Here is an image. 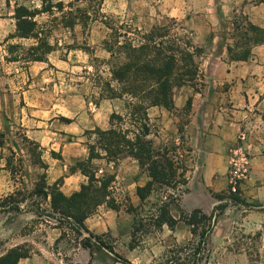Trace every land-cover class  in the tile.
Returning <instances> with one entry per match:
<instances>
[{"label":"crops","instance_id":"1","mask_svg":"<svg viewBox=\"0 0 264 264\" xmlns=\"http://www.w3.org/2000/svg\"><path fill=\"white\" fill-rule=\"evenodd\" d=\"M45 1L56 4L65 0ZM19 6L42 11L41 5L0 0V196L17 197L35 189L36 185L25 188L18 179L25 181L31 170L18 176L12 169L22 137L38 147L46 166L47 186L63 180L60 191L69 198L90 182L78 165L89 162L90 146L99 140L95 131L124 129L131 131L130 139H135L140 128L129 120L130 100L107 99L101 77L93 72V59H103L104 64L110 59L105 47L110 27L86 29L79 21L58 26L54 30L57 39L50 41L55 50L47 60L26 64L22 58L39 42L16 37L15 12ZM103 12L105 20L114 18L142 33H150L163 20H174L204 53L197 80L175 89L172 109L152 107L147 111V140L156 151L176 150V160L186 168L185 185L174 190L164 188L178 193L170 207L178 224L174 229L150 226L130 249L135 229L144 228L141 212L148 204L157 206L154 203L163 189L156 188L142 202L137 190L152 181L147 168L132 157L117 164L95 159L91 166L96 179L114 178L110 193L120 209L100 206L85 221L87 231L109 239L115 253L131 264H153L171 248L191 242L192 228L180 221L181 215L195 211L211 215L223 202L218 197L229 196L230 149L238 136L246 133L252 171L239 197L250 205H262L249 208L254 215L245 221L256 222L264 242V213L260 211L264 210V0H103ZM48 14L41 13L36 21ZM250 25L256 31H251ZM256 38L261 42L256 43ZM12 46H20V53H11ZM11 58L19 61H9ZM105 66L111 75V67ZM113 115L124 121H112ZM28 205V201L21 203L22 212L15 217L24 219V225L34 219ZM129 206L137 212L129 213ZM43 208L49 211V202ZM39 220L38 228L45 229L42 241L36 239L37 232L18 235L7 243L8 249L0 257L26 247L29 257L17 264H113L114 255L107 250L83 249L69 234L62 239L64 231L57 222ZM225 227V221L215 223L208 264H256L250 250L232 248ZM259 255L264 262V247Z\"/></svg>","mask_w":264,"mask_h":264},{"label":"trees","instance_id":"2","mask_svg":"<svg viewBox=\"0 0 264 264\" xmlns=\"http://www.w3.org/2000/svg\"><path fill=\"white\" fill-rule=\"evenodd\" d=\"M57 8L62 10L64 5L58 4ZM52 10V8H51ZM51 10H29L24 6H19L15 12L17 21V36L20 39H35L39 44L29 50L28 54L22 58L26 64L33 62H44L47 56L53 52V48L43 39L44 32L38 26L36 17L41 13ZM169 28L164 26H154L150 33L140 31H125L126 26L111 29V39L105 41V47L110 54V61H117L111 66L113 82L118 84V88H113L111 84L105 87L107 99L130 100V122L139 126V135L135 139H130L129 130L112 129L108 132L100 130L94 133L99 137L96 145L90 146V160L87 163L79 164L78 167L90 180L87 186H83L80 193L72 197L64 196L60 191L63 180H60L52 187L46 184L44 174L29 197L21 199L9 196L8 201L3 204L6 214L21 213V203L26 201H36L38 210L49 202L50 210L44 211L46 219L57 222L58 228L64 231L62 239L68 235V231L76 235V243L83 249L107 250L114 255L115 264H131L128 260L116 254L114 248L105 243L103 237L95 236L85 228V221L90 218L98 208L106 204L113 210H119L120 206L112 198L110 187L114 181L113 177H104L100 181L96 179L91 162L95 159H106L117 164L123 158L132 157L139 161L142 168H147L152 181L143 188H138L137 195L142 202H145L156 188L176 189L179 185L186 184V168L176 160V150L156 151L152 141L147 140L150 134L148 128V109L152 107H162L171 110L173 107V94L176 88L185 85H193L199 75V61L204 51L195 46L189 35H171L174 29L180 28L185 33L183 27L174 20H168ZM73 25L74 22L68 23ZM251 31L256 28L249 26ZM123 39V42H121ZM256 43L261 41L256 38ZM20 46H12L11 53L18 52ZM9 61H19L18 58H11ZM112 121L123 122L117 116H112ZM26 143L36 147L33 143L25 140ZM104 153L102 156L101 152ZM43 170L46 166L37 160ZM21 196V194L19 195ZM220 201L230 199L234 205H241L253 208H260L262 205H250L239 196H219ZM168 199V198H167ZM32 203V202H30ZM176 203V199L168 202H161L157 207L156 215L153 216L151 226L160 230L167 225L174 229L178 224L170 213V207ZM33 204V203H32ZM229 204L217 206L215 210L222 213ZM264 212V210H260ZM128 212H137L133 206H129ZM43 215V214H42ZM215 211L211 215H206L202 211H195L191 214H182L180 221L192 228L193 240L187 244L177 246L168 251L165 264H208L210 259V237L214 231ZM139 229H135L133 241L130 249L136 246V236ZM30 251L26 247H18L10 250L5 256L0 258V264H17L21 259L28 258ZM185 255V258H183ZM183 261V262H182Z\"/></svg>","mask_w":264,"mask_h":264},{"label":"rangeland","instance_id":"3","mask_svg":"<svg viewBox=\"0 0 264 264\" xmlns=\"http://www.w3.org/2000/svg\"><path fill=\"white\" fill-rule=\"evenodd\" d=\"M21 1L23 5L26 3L27 6L33 7L36 5H41L42 10L44 9L51 10L52 8V10L48 12L49 13L47 15L48 17H39L37 19L40 31L43 29L44 32V36L42 38L46 39L49 45H50V41H52V39L56 38V36L58 35V32H54V30L58 28V26H62V25L69 26L68 23L71 21H73L74 24H76L77 21H79V23L82 26H84L86 29H88L89 26L91 28L94 26H101V25L110 28H118L119 26H122L120 22H118L114 18L108 17L107 20L104 19L106 15L103 12V0H72V1L65 0L64 3H62L64 5V8L62 10H59L57 8V5L61 3L52 4L51 2L45 0L44 1L37 0L34 4H31L30 0H21ZM71 9L72 11H70ZM59 12H62V14L56 16V14ZM159 26H164L166 28H169L170 23L168 22V20H163L160 22ZM125 31H132V30L126 27ZM175 34H178V36L180 37L186 35V33L180 30V28L174 29V31L171 33V35L173 36H175ZM110 37H111V33L108 32L107 38L111 39ZM121 42H123V39H121ZM50 46L53 48L54 51L55 46L52 45ZM15 53H20V52L18 51ZM110 59H108L106 64H104L103 59H100L98 57L93 59V65L95 68L93 71L94 75L97 78L101 77L103 81L102 87L104 89L107 84H111L113 88H118V84L116 82H113L112 74L111 75L108 74L107 72L108 69L105 66V65L108 66L110 63L112 64L117 63V61L111 62ZM104 71L107 72L105 73V75L103 73ZM109 72L111 73V70ZM19 146L20 149H18L17 153L13 155L14 165L12 166L13 167L12 169L14 173L15 172L17 173L18 176H24L26 172H29L31 170V176L30 177L27 176L25 181L22 180V177H18V179L21 181L20 183H22L23 186L27 188L38 184L40 182L41 177L45 173L37 162L39 156L38 149L23 141L22 137L20 138ZM25 157H27V159ZM29 159L31 160L32 164L29 163ZM23 197H29L28 190L25 191V193L21 194V196H18L19 199ZM176 198H178V193L174 191H169L168 189H163L162 191L159 192L157 201L154 204L158 206L161 202H168L170 199H176ZM6 201H8V197L0 196V256L4 254L5 251L8 249L7 243L15 239V237L18 235H22L25 233L32 234L37 232L35 237L39 241H42L45 235V229L38 228L39 227L38 223L40 222L39 218L44 220L46 219V216H44L45 213L44 211L46 209L42 207V211L38 210V206L36 205L37 200L30 201L33 204L28 201L29 205L27 207V211L29 215L32 216L34 219L27 221L28 223L27 225H24V223L26 222L24 219H20V220L15 219V217L19 215V213H11V215H8L4 211H2L3 209L2 206ZM223 204H229L228 208L223 213L220 210L217 211L215 210V214L217 215V218H215V222L217 223L218 221L220 222L225 221L226 232L230 237L232 248L238 250L239 249L250 250L251 253L254 254L252 257L254 263L264 264L263 260L260 258L259 255V251L262 250V248L264 247V242L261 240V234L259 233L260 231H258L259 227L256 224V222H253L255 223V225H253L251 221H247V222L245 221L247 217L254 214L250 213L251 210L248 207H244L241 205H234L230 199L224 200L223 202L220 203L219 206ZM156 211H157V207L154 206L153 204L152 205L148 204L146 208L143 209V211L141 212L142 214L140 216V220L143 221L144 228H142L137 233L136 239L141 238L146 232H148L149 227L151 226V222H152L151 220L153 216L156 215ZM263 228H264V223H263ZM261 232H264L263 229ZM68 234L70 235L71 239L76 242L77 240L76 235L70 231H68ZM104 241L109 245L111 244L109 239L107 240L104 238ZM176 247L177 246L171 248L169 251L173 250ZM211 248L212 246H210V249ZM167 255L168 252L165 253L160 258L156 259L153 262V264H165ZM183 258H185V255H183ZM113 264H115L114 260H113Z\"/></svg>","mask_w":264,"mask_h":264},{"label":"built area","instance_id":"4","mask_svg":"<svg viewBox=\"0 0 264 264\" xmlns=\"http://www.w3.org/2000/svg\"><path fill=\"white\" fill-rule=\"evenodd\" d=\"M248 136L241 133L237 142L230 149L229 155V196H239L241 188L250 178L252 158L247 149ZM102 174V172H100Z\"/></svg>","mask_w":264,"mask_h":264}]
</instances>
